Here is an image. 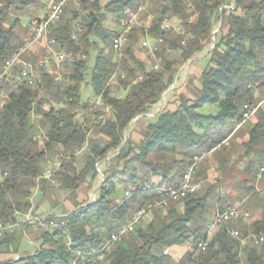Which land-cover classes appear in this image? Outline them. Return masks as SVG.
I'll return each instance as SVG.
<instances>
[{
  "label": "trees",
  "instance_id": "trees-1",
  "mask_svg": "<svg viewBox=\"0 0 264 264\" xmlns=\"http://www.w3.org/2000/svg\"><path fill=\"white\" fill-rule=\"evenodd\" d=\"M3 1V8L0 9V70L16 47L13 25L4 27L6 11L12 6L17 11L23 10L39 2ZM232 1L235 4L233 11H218ZM98 2L93 1L92 10L85 16V31L79 34V42L85 50L73 39L70 31V21L78 18L76 12H70L74 15L71 20L62 21L52 29L51 37L55 39L58 50L73 56L83 55L79 59L74 57L63 81L55 82L50 72L42 68L37 89L27 83L9 85L6 98L0 103V222L15 221L12 218L14 212H28L31 208L29 198L36 186L40 201L45 200L44 195L54 181L63 192L68 193V199L72 198L88 181L93 182L97 178L96 165L102 162L107 165L98 189L99 196L93 203L63 216L66 221L64 229L46 232L28 229L33 235V242L38 244L36 252L24 259L0 264H72L74 261L76 264H174L165 252L173 246L185 244H191L192 248L177 264H264V242L241 245L224 228L218 229L208 242L206 251L197 249V242L206 239L209 216L204 214L211 211L209 189L204 195L196 193L182 203H171L166 209L154 210L153 220L147 226L137 227L120 241L104 247L110 233L138 210L153 203L156 186H176L195 157L212 154L218 162L217 170L223 174L226 165L221 164L219 156L226 151L224 143L232 140L236 126L242 120V106L246 101L253 106L262 104L256 112V123H244L239 128L240 131L246 130L248 135L247 142L243 143V156L252 157L244 171L251 175L252 167L264 166V97L254 96L257 91L264 93V1L109 2L104 10L109 11L118 24L130 11L141 6H148L149 13L155 17L148 30L135 27L130 31L124 48V53L130 57L131 47L138 35L144 38L149 37L148 34L150 37H163L170 49L179 46L182 37L160 27V19L165 15L178 18L182 27L193 35L183 52L177 55L182 63L194 54L202 53L212 43L215 21H221V26L217 41L204 58L206 64L195 98H180L174 110L167 107L156 109V106L173 83L176 60L168 61L160 53L158 56L164 61L160 70L146 73L142 64L137 62L142 80L123 98H118L111 96L108 89L116 63L111 55L99 52L88 75L89 84L94 96L101 99V106L108 107L110 114L104 121L98 122L97 115L101 111L92 110L96 123L90 129L77 118L81 110L90 108L81 100V90L88 85L89 50L96 46V42H90L89 37L95 36L111 48L112 40L118 35L112 36L114 32L100 29L104 15L100 14ZM188 3L191 10L186 8ZM65 13L67 15V9ZM190 16H196L197 20L190 23ZM170 34H174V41H169ZM125 72L121 75L120 84L132 69L127 68ZM206 104L216 106L217 112L213 115L199 113L198 110ZM44 105L48 106L47 110ZM35 116H39V124L45 131L41 147L34 140ZM130 124L133 128L139 126L140 140L137 144L125 139ZM91 131L95 135L89 137ZM85 147L84 165L78 171L75 167L76 155ZM60 154L59 166L51 179L41 178L46 164ZM110 155L113 157L108 159ZM48 156L51 158L46 160ZM152 177L161 178V182L146 188ZM140 183L141 188L123 204L119 205L111 199L118 185L127 190L129 185ZM248 190L252 189L247 187ZM259 207L261 212L251 229L253 234L264 236V199ZM16 233L0 239V252L9 253L11 247L15 248L19 242ZM18 234L20 238L23 236L21 232ZM14 250L16 253V248ZM98 255L102 258L98 259ZM83 258L89 261H83Z\"/></svg>",
  "mask_w": 264,
  "mask_h": 264
},
{
  "label": "rangeland",
  "instance_id": "rangeland-1",
  "mask_svg": "<svg viewBox=\"0 0 264 264\" xmlns=\"http://www.w3.org/2000/svg\"><path fill=\"white\" fill-rule=\"evenodd\" d=\"M94 0H71L69 2L67 9V15L66 13L64 14V17L62 18V21H67L71 20V17H74V15L70 12H76L78 14V18L75 20L70 21L71 25V35L73 39L81 46V49L85 50V46L79 42V34L83 33L85 31L84 25H85V16L87 13H89L90 10H92L91 5L93 4ZM111 1H116V0H99V11L100 14L104 15L103 23L100 27V29H104V31L107 32H114V34L111 33L112 36H115L116 33H120L122 31V28L124 26V23L128 20L129 15L121 20V22L118 24L114 17L111 15L109 11L104 10L105 6L111 2ZM141 1V0H139ZM261 1V0H257ZM264 1V0H263ZM39 3H36L32 5V7H27L26 9L23 10H15V7L12 6L10 7L6 13H5V20H4V27L9 28L13 25L14 29V45H16L15 48L19 47L22 43L25 41L29 40L30 37L28 35V29H30V22L31 19L35 17L34 15V10L38 9L42 6L38 5ZM4 1L0 0V9L3 8ZM33 8V9H31ZM140 8V7H139ZM135 11V10H132ZM70 13V14H69ZM94 13V11H93ZM141 20H144V18L149 15V9L145 8V12L141 11ZM151 15V14H150ZM168 17L169 20H173V16L168 14L165 15ZM17 21V22H15ZM61 21V22H62ZM60 22V23H61ZM221 26V21H215L213 31H212V37L213 41L212 43H209L206 46L205 51L202 53L194 54L189 60L186 62L182 63L180 62L181 59L177 55L174 54H168L166 56V59L168 61L174 62L175 60L177 61L176 65H174L173 69L176 72V75L174 77L172 85L163 93L160 102L157 104L156 109H160L163 104L166 105L167 103V97L168 99L170 98V101H173L175 98L176 102H179L180 98L184 99H194L198 89L200 88V76H201V71L204 69L206 60L204 59L205 56L207 55V51L211 50L213 48V43L214 41H217L218 39V34L217 32L219 31ZM137 27H141L145 30L149 29V25H140ZM148 27V28H147ZM183 28V27H182ZM184 29V28H183ZM225 31V30H223ZM148 34V33H147ZM111 36V37H112ZM150 37V35L148 34ZM144 39L143 35H138L135 37V40L132 45V57L128 56L127 54L124 53V48L122 49L121 52L119 53H114L111 51V48L109 45H103L102 41L99 40V38L95 36H90L89 40L90 42H96V46L93 49L89 50V65L88 69L86 71V79L88 78V85L84 86L81 90V100L83 102H86L88 104V109L86 110H81L77 114V118L80 121H84L86 123V126L88 128H92L95 123L96 119L95 116L92 114V105L96 103H100V106L98 107V110L102 111L104 106H101L103 102L101 99H98L94 96L92 87L89 84V76L91 73V70L94 66V60L96 55L99 52H102L103 54L106 55H111L113 62L116 63V70L114 73V76L110 79L108 83V89L109 93L113 97H118V98H123L128 92L133 90V87L135 86L136 79L137 77L142 75L141 69L138 67L137 62L141 63L142 66L145 68L144 72H149L150 71V64H151V59L147 55V52L144 51L143 49L140 48V43ZM175 36L174 34H170L169 41H174ZM173 50V49H171ZM55 53L64 51V50H58L57 47L54 48ZM76 59L83 58V55L81 54H76L74 55ZM162 62L163 57L161 58ZM44 60L47 62V68L45 70H49L51 77H53V73L56 71V66L53 63L54 61V55H48L46 53V50H41L40 54L38 57L32 56L29 51L24 54L23 56V61L26 63H31V64H36L38 61ZM129 68L132 69V72L128 75L127 77L122 78V80H125L122 84H120V78L122 74H125V70ZM41 69L40 67L36 66L35 67V77L39 81L40 79V74H41ZM16 70H13L12 75L15 76ZM127 80V81H126ZM176 80V82H174ZM14 85V84H13ZM126 85V86H125ZM173 93V94H172ZM8 90L6 85L0 90V96L2 95H7ZM168 95V96H167ZM257 98H262L264 97V93L257 91L256 92ZM1 98V97H0ZM166 99V100H165ZM4 100V99H3ZM3 102V101H2ZM178 104V103H177ZM162 105V106H161ZM45 109H48L47 105H44ZM199 113L204 114V115H210V114H215L217 112V108L214 105L206 104L202 106L199 110ZM35 122V129L33 130L34 133V140L38 141L39 147L43 145V135H44V129L40 126L39 121L34 120ZM139 126L129 128L128 131L125 133V139L129 140L133 144H137L140 140V133H139ZM130 133V134H129ZM129 134V138H128ZM92 135H95L93 131L89 133V137ZM135 150V149H134ZM86 153V147L79 151L76 155V163L75 167L79 171L83 165H84V156ZM242 154H244V149ZM113 155L108 156V159H111ZM213 156L211 155L210 158L208 155H206L198 164V176L200 181H202V186L199 189L200 191L198 194L204 195L206 190L209 189L210 193V198H209V209L214 213L219 207H216L215 204H219L221 202H225V195H226V182L229 180H233L234 182H237L238 185H242V189L245 188V193L243 197L246 198V200L243 202L242 198L243 197H238V202L240 204H236V202H232L231 206H237L242 209L247 210L251 214V219L247 223H239V224H231L230 228L231 229H237L239 230L243 235L247 234H253V230L251 229L252 223L258 216V214L261 212V209L259 207V203L264 199V188L261 189L260 185L257 186V189H261L258 191L255 187L254 180H252L251 176L247 172L244 171L243 166H245L244 161H241L240 163H232L229 167L225 166L223 168V174L221 175L220 172L216 168V175L212 174L211 178L208 179L206 178L207 176L205 175L206 169L212 164L214 165V160L211 159ZM51 157L48 156L46 160H49ZM106 163L103 164L98 163L96 165V170H97V178L93 182L88 181L86 185L83 186L82 190H78L72 198L68 199V193L63 192L60 188L59 185L56 183H52V187L50 185V190L47 192L46 195H44L45 200H39L38 198V193L36 192L38 190V187L33 190L32 189V194L31 197L29 198V201L31 203V208L28 210V212L25 213H31L35 215H40V216H52L55 218L65 216L71 212H76L82 207H84L87 204H91L94 202V200L99 196V186L101 185V182L103 181V170L104 167H106ZM256 167H252L250 170L252 173L256 172ZM220 170V169H219ZM140 172V169H138ZM38 184V182H36ZM142 184H138V186H141ZM132 186L129 185L128 188ZM247 187L252 190L246 191ZM126 188V189H128ZM96 190L95 195L92 194L93 190ZM123 188L121 186H117L115 188L114 194L111 196V199L117 201L116 203L121 202L122 196H123ZM96 196V197H95ZM222 198V200H221ZM220 209V208H219ZM153 213V212H152ZM154 215V214H152ZM22 217H18V221H21ZM152 221V220H151ZM149 220H145L141 226L139 227H145L149 223ZM19 231L15 234L19 238L18 244L15 246L16 248V253L15 248L11 247L10 252H0V261L4 260L6 258H12L13 256L17 255L15 260L17 258H20V256H30L33 255L36 250L38 249V244L33 242V235H31L30 231H26V237L22 236L20 238L19 236ZM192 248V246H191Z\"/></svg>",
  "mask_w": 264,
  "mask_h": 264
},
{
  "label": "built area",
  "instance_id": "built-area-1",
  "mask_svg": "<svg viewBox=\"0 0 264 264\" xmlns=\"http://www.w3.org/2000/svg\"><path fill=\"white\" fill-rule=\"evenodd\" d=\"M71 0H43V12L41 15L36 16L31 19V36L30 39L22 43L19 47L15 48L13 52L5 59L0 70V89L5 85L15 84L19 85L22 83H27L33 89L38 88V80L35 77V67L47 68V62L44 60L38 61L35 65L31 63H26L23 61V56L27 53L31 46L35 43H43L44 49L48 55H54L53 63L56 66V71L53 73V80L55 82H62L64 79V74L66 73L67 67L73 62L74 56L72 54L61 51L55 53L54 48L56 47V41L51 37L52 29L55 25L62 21L65 10L69 5ZM188 10H191V5L188 3L186 5ZM235 9V4L232 1L229 5L221 6L218 11L222 10L233 11ZM142 7L136 9L135 11H130L128 13L129 18L124 23L123 29L116 37L112 40L111 48L114 53H119L126 46L129 38L130 31L140 25H149L155 20L153 15H148L144 20H141ZM160 27L164 31H173L174 34L180 35L182 38L180 40L179 46L176 49L171 50L166 44L163 37H145L141 43L140 48L147 52V55L151 59L150 71L157 72L160 70L162 65V59L158 54L163 53L165 56L168 54L180 55L187 43L193 39V35L183 28H175L170 23L168 17H163L160 19ZM148 28V27H147ZM213 41V37H211ZM13 70H16L15 76L12 75ZM142 80V76L137 77L136 82ZM176 82V80L174 81ZM0 103L6 98L5 95L0 96ZM262 103L253 106L249 101H246L243 106L242 120L236 126L238 129L247 120L251 119L259 109ZM100 103H96L92 106L93 111H97ZM110 114L109 108L104 107L100 114L97 115V121H104L106 117ZM35 120H39V116L34 117ZM208 153H204L200 157H195L193 163L185 170L182 174L181 179L178 181L176 186H160L155 187L154 191L156 194V199L151 205L146 208L138 210L128 221L119 226V228L110 233L104 247H109L114 243L120 241L122 238L130 234L135 230V228L142 225L145 221L146 216L154 210L166 209L171 203H182L184 200L190 196L196 194L202 186V181H200L197 170L199 162ZM54 157L49 161L42 173L43 179L50 180L54 170L59 166L58 158ZM257 180H262L264 182V166H260L255 174ZM141 186L132 185L127 190L123 192V200L119 202V205L123 204L129 200L133 193L139 190ZM148 188V187H146ZM95 201V200H94ZM18 217H22L21 221H18ZM14 220H9L5 222H0V239L4 237L12 236L15 232H21L24 237H26V231L29 229L33 232H46L64 229L66 226V221L63 216L58 218L42 217L39 215L31 213H20L14 212L12 214ZM251 219V214L240 207L228 206L224 210L217 209L213 221L212 227L214 228H224L231 238L239 241L241 245H248L251 243L261 244L264 242V236L262 234H247L243 235L237 229H231L229 224L231 223H247ZM207 239H200L196 247L199 251L204 252L208 247ZM78 256H81L78 253ZM101 255H98V259H101ZM83 261L88 262V258H83ZM72 264H76L74 261Z\"/></svg>",
  "mask_w": 264,
  "mask_h": 264
},
{
  "label": "crops",
  "instance_id": "crops-1",
  "mask_svg": "<svg viewBox=\"0 0 264 264\" xmlns=\"http://www.w3.org/2000/svg\"><path fill=\"white\" fill-rule=\"evenodd\" d=\"M38 3H39L38 5H40L42 7L34 10L35 17L41 15L42 12H43V0H39ZM30 7H32V6H30ZM141 7L143 8L142 11H144V12H145V8H148V6H141ZM31 9H33V8H31ZM196 20H197L196 16H190L189 17V22L190 23H194ZM170 23L175 28L176 27L177 28H182L181 21L178 18H176V17H173V20L172 21L170 20ZM173 33H175V32H173ZM28 35H29V37L31 36V28L28 29ZM41 50H45L44 49V44L43 43H35V44H33L31 46V48L29 50V53L32 56H34V57H38L40 52H41ZM47 71H49V70H47ZM9 85H12V84H8L6 87L8 88ZM254 96L257 98L256 92H255ZM263 99H261V100H263ZM166 102H167V103H165L166 105L163 104V106L162 105L161 106L162 107H167L170 110H174L175 107L177 106V103H178V102L175 101V98L173 99V101H170V98L168 99V97H167V101ZM260 103H262V102H260ZM152 116L153 115H148V117H152ZM255 116H256V114L251 119L247 120L244 125L255 124L256 121H257ZM132 126H133V124H130L129 128H132ZM239 128L235 130L234 135L232 137V140L224 143V147L226 148V151L223 152V155L219 156V160L221 161V164L226 165L228 167L232 163H236V162L241 164V161H244L245 166H243V167H246L248 162H249V160L252 158V157H245L242 154V152H243V143L247 142L248 135H247L246 130L243 129V130L240 131L241 128L240 129ZM211 155L212 154H208L209 158H210ZM212 158L213 159H211V162H212V160H214V157H212ZM214 162H215L214 165H216V166H213L211 164L205 171V175L207 176L206 178H208V179H212L211 178L212 174L216 175V173H218V172H216V168L218 169V162L215 161V160H214ZM256 172H257V170H256ZM256 172H254V173L251 172L250 176L254 180V184H255L256 189H257V186H259V185H260L261 189H263L264 188V182L262 180H257L256 179V177H255ZM160 182H161V178L152 177L146 183V187H148L150 185H157ZM226 185H227V188L225 190L226 191V195H225L226 198L224 199L225 202H221V203H219L217 205L215 204L216 207H219L222 210H224L228 206H231L232 204H230V203H232L234 201L236 202V204H240L238 202V197L239 198L243 197V195L245 193L244 188L242 189V187H241L242 185H238V183L234 182L232 179L227 181ZM261 189H257V190L260 191ZM94 191H95V189L93 190L92 194L94 193ZM221 200H222V198H221ZM245 200H246V198L243 197L242 201L244 202ZM179 207H180V209H182V205H179ZM152 212L149 213L146 216L145 220H149V222L151 220H153V215H152L153 213ZM201 213L204 214L203 212H201ZM214 214H215V211H214V213L212 211H210V212L204 214L205 216H209V217H207L206 232H205V237H206V239L208 241H210L211 238L218 231L217 228L212 227V221H213ZM43 217H51V216H43ZM231 224H237V223H231ZM231 224H229V227H230ZM191 246H192L191 244H185V245H182V246H173V247L169 248L165 252V254L171 259V261H173L174 264H177L178 261L183 257V255L186 252L191 250ZM16 257H17V255L13 256V259L12 258L11 259L10 258H6L4 260H1L0 263L7 262V261H16L14 259ZM20 257H24V256H20Z\"/></svg>",
  "mask_w": 264,
  "mask_h": 264
},
{
  "label": "water",
  "instance_id": "water-1",
  "mask_svg": "<svg viewBox=\"0 0 264 264\" xmlns=\"http://www.w3.org/2000/svg\"><path fill=\"white\" fill-rule=\"evenodd\" d=\"M95 193H96V190L94 191V193H93V195H95ZM193 208H190V210H192ZM26 256H24V257H20V258H18V259H16V260H19V259H24Z\"/></svg>",
  "mask_w": 264,
  "mask_h": 264
}]
</instances>
